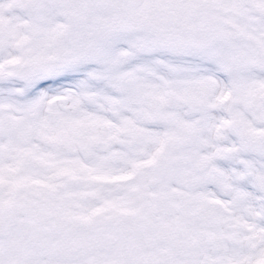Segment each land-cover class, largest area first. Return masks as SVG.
Returning a JSON list of instances; mask_svg holds the SVG:
<instances>
[{
	"label": "snow or ice",
	"instance_id": "snow-or-ice-1",
	"mask_svg": "<svg viewBox=\"0 0 264 264\" xmlns=\"http://www.w3.org/2000/svg\"><path fill=\"white\" fill-rule=\"evenodd\" d=\"M0 264H264V0H0Z\"/></svg>",
	"mask_w": 264,
	"mask_h": 264
}]
</instances>
